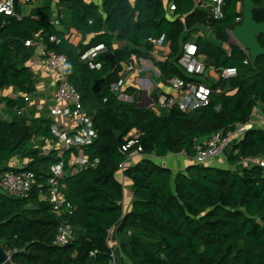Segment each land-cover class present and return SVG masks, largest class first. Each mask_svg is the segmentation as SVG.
<instances>
[{
	"label": "trees",
	"instance_id": "1",
	"mask_svg": "<svg viewBox=\"0 0 264 264\" xmlns=\"http://www.w3.org/2000/svg\"><path fill=\"white\" fill-rule=\"evenodd\" d=\"M170 1L176 6L173 19L163 0H104L102 6L61 0L71 11L70 28L93 35L87 43L78 44L71 41L70 31L51 23V0L32 7L21 19L0 13V91L11 86L25 94L36 91L35 75L28 66L36 49L26 41L40 36L48 49L68 56L70 81L97 132L83 147L90 162L97 160L95 165L71 167L69 160L77 149L54 148L46 153L42 147L44 141L56 140L51 119L18 112L11 120L0 116V171L14 168L36 174L26 197L0 189V244L11 251L14 262L114 264L108 236L118 225L119 246L131 264H264V167L260 165L236 171L194 163L174 175L170 168L144 157L124 169L132 182L133 204L129 212L123 211L124 189L115 174L126 159L123 146L133 134L138 135L142 154L184 152L193 156L200 137L235 131L249 122L257 107L264 113V55L247 63L240 45L225 48L205 36L195 42L206 68L217 73L225 67L238 69L237 76L211 83L210 105L192 112L174 107L158 114L152 107L137 106L139 97L133 88L128 89L134 94L133 102L119 99L112 84L119 80L124 64L134 57L151 56L152 38L164 37L170 43L169 56L157 62L162 80L189 79L178 59L196 26L210 27L216 39L227 42L228 29L243 19V0H224L221 18L197 0ZM17 10L22 11L19 4ZM253 14L256 21H264V7ZM51 35L58 42H51ZM114 40L129 45L115 48ZM259 41L264 47V34ZM100 46L106 51L91 67L82 56ZM110 53H114V62ZM100 79H104L101 88L94 92ZM11 104L21 107L17 100ZM217 104H221L219 110ZM248 156L264 158V128L247 129L228 161L233 165ZM14 157L29 161L25 167L8 166ZM60 160L66 162V172H71L65 175L62 188L70 208L61 215L48 200L50 166ZM63 222L71 224L74 239L57 245L54 240Z\"/></svg>",
	"mask_w": 264,
	"mask_h": 264
},
{
	"label": "built area",
	"instance_id": "2",
	"mask_svg": "<svg viewBox=\"0 0 264 264\" xmlns=\"http://www.w3.org/2000/svg\"><path fill=\"white\" fill-rule=\"evenodd\" d=\"M35 0H0V13L4 15L14 16L21 19L24 13L17 10V5L32 3ZM224 0H211L209 7L210 12L215 18L223 16ZM63 7H60L62 9ZM171 11L176 10L174 3L169 6ZM60 15L51 17V23L55 24ZM241 20V18H238ZM232 29H228L231 33ZM164 37L151 39L154 46H160L164 43ZM51 42H58L56 35L50 36ZM26 45L35 46L42 57L44 64L50 70L56 72L57 88L55 91V101L57 108L61 114L73 121V128H62L57 122H53L51 129L52 133L59 143L60 148L64 151H71L77 149L78 153L72 152L69 166L71 167H86L88 165H95L97 162H90L89 158L83 153V147L91 143L97 136L92 123V116L84 108L82 98L78 90L70 81V63L69 58L65 53H59L55 50L48 49L42 37L37 40H28ZM241 46V45H240ZM242 47V46H241ZM227 48V47H225ZM243 48V47H242ZM246 54V62H253L251 53L248 49L243 48ZM106 51L105 46H100L92 51L83 54L82 59L87 61L91 67H95V60L97 56ZM154 51L151 50L150 53ZM136 62H129L124 64L120 72L118 81L112 84V90L118 95L119 99L133 102L134 97L128 95L125 91L127 78L135 71ZM178 64L185 71L189 79H184L180 76H174L169 79V84L173 92L169 95L160 94L156 100H153L149 107H152L158 114L163 110L177 107L183 111L192 112L197 109L210 105L214 89L206 80V64L204 57L198 52V45L194 41H187L183 45L182 53L178 59ZM238 75L236 67H225L218 73L219 78L230 79ZM220 92V89H217ZM29 100V97L25 98ZM221 104L216 105V109H220ZM20 113V112H19ZM246 128V124H240L235 131H229L224 134L222 131L214 132L210 135L208 140L196 148V153L189 156L197 164L210 165L222 153L226 145L231 141V138L238 131ZM138 135L133 136L123 146L126 152V159L119 165L120 170L126 168V162L130 159L133 153H143V148L138 145ZM136 147V148H135ZM241 163L246 167L254 164L264 167V158L260 157H242ZM66 174V162L60 160L50 166V176L48 179L49 195L48 200L52 203L55 211L62 214L70 208V204L66 202L63 193V179ZM36 183V174L31 170H15L9 168L0 171V189L9 192L17 197H26L29 195L32 187ZM74 239V232L71 224L63 222L59 228L54 243L57 245H66ZM7 264H19L13 261L11 251H7ZM115 263L114 253L112 254Z\"/></svg>",
	"mask_w": 264,
	"mask_h": 264
},
{
	"label": "crops",
	"instance_id": "3",
	"mask_svg": "<svg viewBox=\"0 0 264 264\" xmlns=\"http://www.w3.org/2000/svg\"><path fill=\"white\" fill-rule=\"evenodd\" d=\"M47 1L49 0H35L32 3L22 4L20 7L22 8V12L24 13V15H27L31 11L32 7L44 5ZM84 1L102 6L104 0ZM131 1L134 2V0ZM163 2L167 10L168 17H170L171 19L175 18L176 15L174 14V12L169 9V6L172 2L170 0H163ZM197 3L205 9H209L211 0H197ZM51 6L52 17L60 15L54 25L59 30L66 32L70 31V38L72 42H74L75 44H78L79 42L87 43L93 37V35L84 36L82 33H79L70 28L71 11L69 8H67L64 2H61V0H51ZM60 7L63 8L60 9ZM198 30H203L204 32L209 30L214 35L210 27L198 25L196 26V32L192 34V37L189 41L195 42V40L199 36L204 37V35L202 34H197ZM126 45L129 44L118 40H114L113 42V46L115 48L123 47ZM35 49L36 50L33 57L28 61V66L35 75L36 91H34L32 94H25L12 86L2 89L0 91V116L6 120H11L12 115L20 112L22 115L27 117L49 118L53 122H57L60 127H66L71 130L73 128V121L70 119H66L61 114L60 110L57 108V104L55 101V91L57 88L56 72L46 67L42 57L40 56L39 50L36 47ZM153 51L154 52L150 53L151 56L149 57L133 58V61L137 63L136 69L127 78L125 87V91L128 95H131L128 92V89H134L136 97H139L137 103H148L149 106L151 105L152 101L155 100L153 98V95H157L158 97V95L160 94L169 95L173 92L169 82H165L162 80L161 71L157 64L158 61L165 60L169 56L171 52L170 43L167 40H164V43L162 45L154 46ZM150 78L154 79V82H152ZM212 78L215 79L214 82H210L209 79ZM206 80L209 84L216 83L219 80L218 73L212 67L207 68L206 70ZM145 93L147 94L145 95ZM26 97H29V100H26ZM12 100L19 101V103H21V107L12 105ZM252 127L264 128V113L261 107H257L255 109L253 116L251 117L249 122L246 123V128H244V130L242 131H238L233 135L231 141L226 145L222 153L210 165L232 168L236 171H243L246 166L241 162L231 165L228 161V156L231 153L234 144L241 139L247 129ZM208 138L209 136L200 137L197 140V146L204 144L208 140ZM37 141L38 140L36 139L33 141V143L35 144ZM42 147L44 151L48 153L51 149L60 148V145L56 140H46L42 143ZM144 157H148L157 164L170 168L173 171L174 175H176L178 172L185 171L188 166L195 163L194 160L187 156L184 152H170L165 156L133 153L130 159L126 162V167L135 164ZM28 161V158L14 157L9 161L8 166L18 168L25 167ZM115 175L117 180L123 185L124 197L122 204L124 213H127L132 209L133 204L132 182L125 175L124 170H118ZM117 227L118 225L113 226L109 230L108 236L109 246L113 251H115L113 252L114 256H118V259H115V263L131 264V262L123 254L119 246Z\"/></svg>",
	"mask_w": 264,
	"mask_h": 264
},
{
	"label": "water",
	"instance_id": "4",
	"mask_svg": "<svg viewBox=\"0 0 264 264\" xmlns=\"http://www.w3.org/2000/svg\"><path fill=\"white\" fill-rule=\"evenodd\" d=\"M18 2V0H16ZM264 7V2L256 3L254 0H243L241 12L243 14L242 22L237 24L231 31L232 36L238 43L250 51L253 62L257 58L264 55V47L259 41V35L264 34V21L258 22L254 19L253 11ZM108 57L114 62V53H110ZM104 79L97 80L93 86V91L98 92ZM147 93H145L146 95ZM138 107L145 108L149 104L137 103ZM71 172H66V176ZM8 254L4 247L0 244V264H7Z\"/></svg>",
	"mask_w": 264,
	"mask_h": 264
},
{
	"label": "rangeland",
	"instance_id": "5",
	"mask_svg": "<svg viewBox=\"0 0 264 264\" xmlns=\"http://www.w3.org/2000/svg\"><path fill=\"white\" fill-rule=\"evenodd\" d=\"M198 35L199 34H202V35H204L205 37H207V38H210L211 40H213V41H215V42H217L218 44H221L222 46H225V47H228V45L229 44H237V45H240L239 43H238V41L234 38V36H232V35H230V38H229V41H225V42H222V41H219L218 39H216V37L211 33V31H206V32H204L203 30H198V33H197ZM193 37H196V36H193ZM150 80L152 81V82H154V79H152V78H150ZM210 80V82H214V78H212V79H209ZM113 252H115V251H113ZM118 256L116 255L115 256V259L117 260L118 258H117Z\"/></svg>",
	"mask_w": 264,
	"mask_h": 264
}]
</instances>
